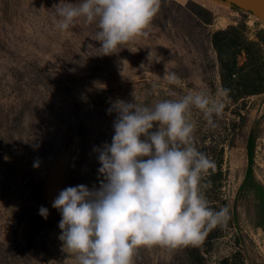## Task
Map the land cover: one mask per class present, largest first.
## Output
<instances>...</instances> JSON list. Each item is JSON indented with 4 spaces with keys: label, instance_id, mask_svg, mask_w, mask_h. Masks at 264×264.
Wrapping results in <instances>:
<instances>
[{
    "label": "rangeland",
    "instance_id": "374dc122",
    "mask_svg": "<svg viewBox=\"0 0 264 264\" xmlns=\"http://www.w3.org/2000/svg\"><path fill=\"white\" fill-rule=\"evenodd\" d=\"M60 2L0 0V264H77L52 203L67 187L99 188L94 148L112 142L115 101L134 102L135 93L153 106L224 87L230 100L216 127L196 109L191 121L195 146L217 164L204 194L214 210L229 208L227 227L197 247L140 248L133 264H264V20L223 0H162L146 37L102 55L96 24L55 27Z\"/></svg>",
    "mask_w": 264,
    "mask_h": 264
},
{
    "label": "clouds",
    "instance_id": "9594fccd",
    "mask_svg": "<svg viewBox=\"0 0 264 264\" xmlns=\"http://www.w3.org/2000/svg\"><path fill=\"white\" fill-rule=\"evenodd\" d=\"M162 0H61L53 6L55 27L67 32L79 20L96 24L95 41L102 55L117 53L119 46L146 37L161 9ZM127 61H123V64ZM168 84L181 86L175 72H165ZM231 89L215 95L189 92L179 99H166L153 106L115 101L111 144L98 154L103 179L99 188L67 187L52 207L59 222L64 250L75 254L77 264H133L138 249L159 246L168 249L197 247L217 227H227L231 218L227 206L218 211L209 206L202 183L216 171L217 164L194 143L192 110L202 113L215 128L230 100ZM40 161H34L38 168ZM39 214L47 219L48 209Z\"/></svg>",
    "mask_w": 264,
    "mask_h": 264
},
{
    "label": "water",
    "instance_id": "95a60500",
    "mask_svg": "<svg viewBox=\"0 0 264 264\" xmlns=\"http://www.w3.org/2000/svg\"><path fill=\"white\" fill-rule=\"evenodd\" d=\"M264 20V0H223Z\"/></svg>",
    "mask_w": 264,
    "mask_h": 264
},
{
    "label": "trees",
    "instance_id": "16d2710c",
    "mask_svg": "<svg viewBox=\"0 0 264 264\" xmlns=\"http://www.w3.org/2000/svg\"><path fill=\"white\" fill-rule=\"evenodd\" d=\"M246 148H247V156H248V165L245 173V179L246 178L248 179L253 173L252 165H253V156H254V148H255V139L252 131L249 133Z\"/></svg>",
    "mask_w": 264,
    "mask_h": 264
}]
</instances>
